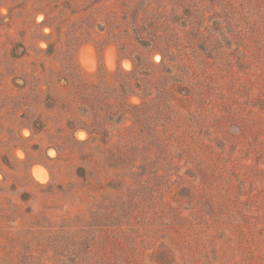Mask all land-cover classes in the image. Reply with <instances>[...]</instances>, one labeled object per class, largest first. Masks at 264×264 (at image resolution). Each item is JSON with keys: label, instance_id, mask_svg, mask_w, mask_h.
I'll return each instance as SVG.
<instances>
[{"label": "rangeland", "instance_id": "1", "mask_svg": "<svg viewBox=\"0 0 264 264\" xmlns=\"http://www.w3.org/2000/svg\"><path fill=\"white\" fill-rule=\"evenodd\" d=\"M0 264H264V0H0Z\"/></svg>", "mask_w": 264, "mask_h": 264}, {"label": "bare ground", "instance_id": "2", "mask_svg": "<svg viewBox=\"0 0 264 264\" xmlns=\"http://www.w3.org/2000/svg\"><path fill=\"white\" fill-rule=\"evenodd\" d=\"M86 65V64H85ZM88 66V65H87Z\"/></svg>", "mask_w": 264, "mask_h": 264}]
</instances>
